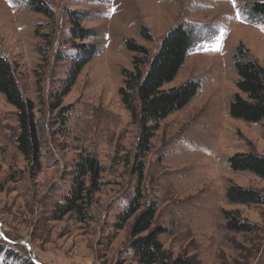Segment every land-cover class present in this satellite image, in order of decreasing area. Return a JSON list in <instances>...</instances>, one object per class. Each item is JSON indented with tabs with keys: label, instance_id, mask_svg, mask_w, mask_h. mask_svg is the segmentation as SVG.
Returning <instances> with one entry per match:
<instances>
[{
	"label": "rangeland",
	"instance_id": "obj_1",
	"mask_svg": "<svg viewBox=\"0 0 264 264\" xmlns=\"http://www.w3.org/2000/svg\"><path fill=\"white\" fill-rule=\"evenodd\" d=\"M43 1L51 17L32 12L27 0H0V54L33 104L39 146L36 158L20 151L17 110L0 94V264H138L129 248L134 217L117 229L138 186L141 209L153 205L154 226L167 230L159 239L173 260L264 264V206L229 204L225 197L230 185L264 193V179L228 163L235 154L264 157L261 124L230 114L239 93V48L264 70V21L251 9L264 0H235V6L233 0ZM72 12L93 37L71 39ZM142 26L151 41L140 35ZM178 26L191 28L193 41L163 90L190 82L199 88L160 123L141 156L138 128L118 96L120 71L132 69L125 41L152 57ZM83 44L95 45L96 53L75 75ZM85 156L98 161L101 186L84 218L62 215L75 165ZM226 213L252 230L227 231Z\"/></svg>",
	"mask_w": 264,
	"mask_h": 264
},
{
	"label": "trees",
	"instance_id": "obj_2",
	"mask_svg": "<svg viewBox=\"0 0 264 264\" xmlns=\"http://www.w3.org/2000/svg\"><path fill=\"white\" fill-rule=\"evenodd\" d=\"M29 9L45 17H51V11L43 0H27ZM251 9L254 15L264 21V3H253ZM72 40L85 41L95 35L91 30L81 28V17L70 13ZM140 35L151 41L152 37L144 26ZM193 30L185 26L173 28L164 37L156 54L150 56L148 50L137 45L133 40H126L127 51L133 54L132 69H122V86L118 90L121 104L129 113L131 123L138 128V146L140 155L147 152L150 141L159 129L160 123L169 115L185 108L197 94L199 85L195 82L183 86L163 90V86L171 82L182 67L187 53L192 45ZM81 57L74 62V74L77 75L89 63L96 53V46L83 44L80 46ZM235 70L238 76L236 94L230 104V114L236 119L248 123H260L264 135V70L258 62L250 57L247 50L239 48L235 56ZM0 94L8 104L17 110V121L20 135L19 149L23 154L31 153L36 158L39 146L34 123L33 104L25 98L18 87L12 64L0 54ZM229 166L234 172H248L264 179V157L255 152L235 154L228 159ZM142 167L138 172L142 173ZM100 166L91 156L81 157L75 165L77 172L73 187L65 197L64 204L59 208L62 215L78 213L83 218L88 210V204L94 193L99 191ZM86 179L89 184L86 185ZM140 187L128 197L124 213L119 217L120 230L129 219L134 217L130 227L129 248L138 264H195L191 258L171 255L163 248L159 237L167 230L154 226L156 210L153 205L144 209L141 204ZM226 200L229 204L263 205L264 193L254 189L230 185L226 189ZM225 229L234 233H246L252 226L236 222L224 214Z\"/></svg>",
	"mask_w": 264,
	"mask_h": 264
},
{
	"label": "snow or ice",
	"instance_id": "obj_3",
	"mask_svg": "<svg viewBox=\"0 0 264 264\" xmlns=\"http://www.w3.org/2000/svg\"><path fill=\"white\" fill-rule=\"evenodd\" d=\"M233 5L235 6V0H233ZM237 18L239 19L240 18V13L237 12Z\"/></svg>",
	"mask_w": 264,
	"mask_h": 264
}]
</instances>
